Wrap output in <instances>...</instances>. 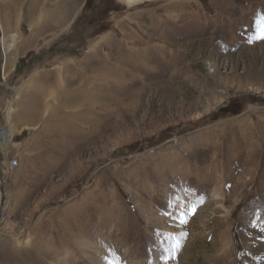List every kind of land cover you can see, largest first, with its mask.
<instances>
[{"label": "rangeland", "instance_id": "rangeland-1", "mask_svg": "<svg viewBox=\"0 0 264 264\" xmlns=\"http://www.w3.org/2000/svg\"><path fill=\"white\" fill-rule=\"evenodd\" d=\"M59 1L0 0V264H264V0Z\"/></svg>", "mask_w": 264, "mask_h": 264}, {"label": "bare ground", "instance_id": "bare-ground-1", "mask_svg": "<svg viewBox=\"0 0 264 264\" xmlns=\"http://www.w3.org/2000/svg\"><path fill=\"white\" fill-rule=\"evenodd\" d=\"M128 3L129 2H133V1H135V0H126ZM12 46V45H11ZM8 136H9V129H8V126H7V123H5V122H3V125H1L0 126V141H3V140H6L7 138H8ZM12 137H10V139H11ZM1 149V148H0ZM1 152L2 153H5L6 154V152H4L2 149H1ZM6 163H7V165H8V168H9V171H10V169L12 168V164L14 163L12 160H10V159H7L6 160ZM8 171V172H9ZM7 172V173H8ZM11 224H12V222H9V224H8V227L11 229ZM0 231H4L2 228H0Z\"/></svg>", "mask_w": 264, "mask_h": 264}, {"label": "crops", "instance_id": "crops-1", "mask_svg": "<svg viewBox=\"0 0 264 264\" xmlns=\"http://www.w3.org/2000/svg\"><path fill=\"white\" fill-rule=\"evenodd\" d=\"M61 1L62 0H60L58 3H56V5H58V9L60 10V6L59 5H62L63 4V6L65 5V6H67V7H69L70 5H72V3L74 2V0H65L62 4H60L61 3ZM55 4V3H54ZM31 4H30V2L28 3V6H30ZM47 5V4H46ZM63 6H61V7H63ZM46 8V7H45ZM46 11L47 10H51L52 11V9H45ZM56 10V9H55ZM54 12H56V11H54ZM78 13V12H77ZM62 15L64 14V12H62L61 13ZM77 15V14H76ZM75 15V16H76ZM2 50H3V52H4V54H6V52H7V50H10V47L8 46V47H6L5 46V41H4V37H2ZM7 48H9V49H7ZM9 102V101H8ZM8 104V103H7ZM9 106L10 105H6V108H5V110H4V114H3V122H5V120H6V118L10 115V113H9V115H7V112H8V108H9ZM11 107V106H10ZM11 109H12V107H11ZM11 112V111H10Z\"/></svg>", "mask_w": 264, "mask_h": 264}, {"label": "snow or ice", "instance_id": "snow-or-ice-1", "mask_svg": "<svg viewBox=\"0 0 264 264\" xmlns=\"http://www.w3.org/2000/svg\"><path fill=\"white\" fill-rule=\"evenodd\" d=\"M258 28L260 30V34H259L258 38L264 39V18H261V21L258 23ZM180 222L186 223L187 220L182 217ZM108 264H119V262H118V260H112V261H109Z\"/></svg>", "mask_w": 264, "mask_h": 264}]
</instances>
